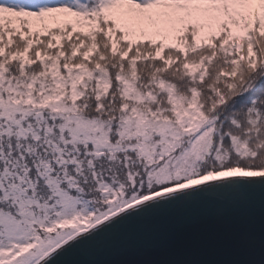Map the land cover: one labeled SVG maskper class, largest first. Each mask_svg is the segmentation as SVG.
<instances>
[{
    "label": "snow or ice",
    "instance_id": "6c2138e0",
    "mask_svg": "<svg viewBox=\"0 0 264 264\" xmlns=\"http://www.w3.org/2000/svg\"><path fill=\"white\" fill-rule=\"evenodd\" d=\"M224 194L264 253V0H0V264Z\"/></svg>",
    "mask_w": 264,
    "mask_h": 264
},
{
    "label": "water",
    "instance_id": "95a60500",
    "mask_svg": "<svg viewBox=\"0 0 264 264\" xmlns=\"http://www.w3.org/2000/svg\"><path fill=\"white\" fill-rule=\"evenodd\" d=\"M260 238L256 199L224 194L124 223L74 251L65 264H259Z\"/></svg>",
    "mask_w": 264,
    "mask_h": 264
}]
</instances>
